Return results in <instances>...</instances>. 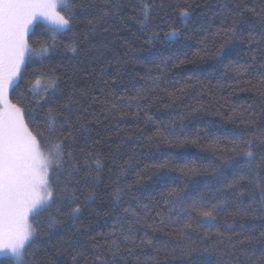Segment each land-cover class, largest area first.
Returning <instances> with one entry per match:
<instances>
[{
    "label": "snow or ice",
    "instance_id": "1",
    "mask_svg": "<svg viewBox=\"0 0 264 264\" xmlns=\"http://www.w3.org/2000/svg\"><path fill=\"white\" fill-rule=\"evenodd\" d=\"M76 8V0H0V258H3L0 264H40L37 256L43 243L42 237L51 236V229L62 223L59 218L64 216L68 221H76L105 193L109 194L111 211L108 215L112 217V224L107 233L99 234L107 247L97 244L96 238H92L93 247L97 248L92 264H118V260L126 259L125 252L128 256H134L138 240L141 245L152 243L147 230L155 232L165 224L179 234L181 239L176 246L182 255L187 256L197 250L184 241L190 240L192 233H198L205 227L216 229L217 233L215 237H211L210 233L205 234L204 245H208L210 238L216 243L210 248L203 247L204 252L210 249L227 252V245L235 247L231 237L227 238V245L224 240V233L235 227V221L220 225V214L232 215L229 207L234 204L236 215L264 220V187L261 188L258 204L253 202L245 206L239 199L242 181L264 169V133L254 131L245 136L231 132L229 134L234 139L230 145L221 148L218 139H213L207 146V150L216 157L208 167L217 177H224L225 173L235 169L231 182L227 184V189L237 193L232 200L215 195L208 197L203 192L193 197L186 191L185 185L162 191L160 200L163 206L160 200L142 204L140 197L135 195L131 198L135 203L128 202L127 206H123L125 196L132 190V185L123 181L126 170L113 160V167L105 172L104 146L98 138L99 134L94 135L92 130L93 121L99 122L95 111L97 104L103 106L101 111L105 114L121 111L115 91H112L120 82V72L117 71L111 84L104 79L105 88L99 89L102 95L108 90L112 99L109 102L107 95L103 100L92 95L93 88L99 87L98 84L74 79L75 71L69 72L62 65L56 68L45 66V61L58 53L61 46L75 54L88 42L90 35L107 31L108 18L120 16L121 3L119 0H106L93 18L79 22ZM138 8V23L147 28L152 17L153 2L139 0ZM247 10L257 17L258 33L251 30L244 35L242 25L246 21L244 11L238 4L235 11L221 13L220 24L212 33L220 42L217 44L213 40L212 50L206 38L210 29L201 28L205 38L199 43L203 47L192 54L193 60L212 58L223 64L230 56L231 45L239 40L240 43L247 42L250 48L256 45L261 67H264V9L259 12L255 8ZM192 12L190 3L180 8L181 27ZM38 17L45 22L47 39L39 46H33L29 42L30 36L34 35L30 25ZM80 23L85 24L83 37L78 35ZM181 35L180 27L169 25L164 38L175 40ZM61 37H67V42ZM159 38V33L154 31L148 37V43ZM257 59L258 56L254 54L253 62ZM189 62L187 58L180 59L174 66ZM231 65L229 61L224 66L231 68ZM29 67H33L34 71L26 76L25 69ZM60 67H64V71L57 74ZM157 68L161 75L150 78L153 87H158L164 78L167 60ZM232 70L238 75L248 73V68L242 66ZM253 86L264 96V75H260ZM151 91V88L144 89L132 98L138 110ZM13 96L15 103L11 99ZM126 107L131 108V101ZM121 115L123 117L126 113L121 112ZM104 119L107 121L106 127L112 123L108 115ZM246 123L251 126L254 121L250 118ZM180 135H183V127ZM149 139L174 143L179 137L175 128L157 125L154 136ZM199 139L197 134L196 139L190 140L185 136L181 142L196 144ZM159 167L163 169L167 164ZM186 171L195 175L199 170L191 168ZM149 179L150 176L138 174L134 183L141 185ZM216 191L226 193L224 187ZM43 212L48 213L47 230L37 219ZM157 218L159 225L155 223ZM149 219L153 223L149 224ZM243 227L241 225V235H244ZM141 231L143 236H138ZM74 232L80 234L81 230L76 228ZM246 240L249 243L264 242V231L259 237L248 235ZM67 251V248H57L55 255ZM78 255L83 253L72 255L73 264H76ZM261 264H264V253Z\"/></svg>",
    "mask_w": 264,
    "mask_h": 264
},
{
    "label": "trees",
    "instance_id": "2",
    "mask_svg": "<svg viewBox=\"0 0 264 264\" xmlns=\"http://www.w3.org/2000/svg\"><path fill=\"white\" fill-rule=\"evenodd\" d=\"M105 2L106 0H76L77 21L93 18ZM119 2L120 16L108 18L107 31L101 30L90 35L88 42L75 54L61 46L58 53L45 61V66L56 68L62 65L69 72L75 71L74 79L92 85L98 84L99 87L93 88L92 95L102 100L107 95L109 102L112 99L108 90L102 95L99 89L105 88L104 79L111 84L117 71L120 72V82L112 91H115L121 111L105 114L101 111L103 106L97 104L95 111L99 122L93 121L92 130L94 135L99 134L98 138L104 146L105 172L113 167V160L126 170L123 181L131 184L132 190L125 196L123 206H127L128 202L135 203L131 199L133 195L140 197L141 203L146 204L150 200H160V193L168 187L181 188L185 185L186 191L193 197L203 192L208 197L215 195L232 200L237 193L227 189V184L231 182L232 171L235 169L225 173L224 177H217L212 168L208 167L209 162L216 160V157L207 150V146L213 139H218L221 148L230 145L234 139L229 134L231 132L245 136L254 131L264 133V96L253 86L259 76L264 75V67H261L256 45L250 48L247 42L240 43L239 40L231 45L230 56L223 64L212 58L193 60L192 54L203 47L199 43L205 38L202 27L210 29L206 37L210 50L213 48V40L217 44L220 42L212 33L220 24L221 13L235 11L238 4L244 11L246 21L242 25L244 35L251 30L258 33L260 28L257 17L247 9L261 11L264 9V0H152V17L147 28L138 23L139 0ZM189 3L193 12L181 27L182 21L178 13L180 8ZM169 25L180 27L182 35L175 40H165L164 33L168 31ZM44 27V22L33 23L31 31L34 35L30 36L29 41L33 46H39L46 41ZM84 31L85 24L80 23L78 35L83 37ZM154 31L159 33L160 38L148 43V37ZM60 39L67 42V37ZM254 54L258 56L256 62L252 60ZM185 58L191 62L174 66L180 59ZM165 60L167 70L164 78L158 87H153L150 78L161 75L157 66ZM229 61L232 62L231 68H225L224 65ZM241 66L248 68L247 74L238 75L232 70ZM64 67H60L57 74L63 72ZM33 71V67L26 68V76ZM149 88L152 89L151 94L140 103L138 110L132 98L138 92ZM11 99L16 102L15 96ZM130 101L129 109L126 105ZM121 112L126 115L122 117ZM105 115L112 120L107 127ZM250 118L254 121L251 126L246 123ZM157 125L175 128L179 139L174 143L150 140ZM181 127L183 135H180ZM197 134L200 139L196 144L181 142L185 136L190 140L196 139ZM216 162L219 163L218 160ZM165 163L167 167L161 169L159 165ZM191 168L199 171L191 175L186 171ZM138 174L150 176L151 179L136 185L134 181L138 179ZM221 187L226 189V193L216 191ZM262 187L264 169L242 181L239 189L242 195L239 199L245 206L253 202L258 204ZM108 200L109 194L105 193L101 200L87 208L76 221H68L61 216L59 219L62 223L51 229V236L42 237L43 243L37 256L40 264H73L72 255L77 253L83 255L77 256L76 264H92L97 252L92 238H96L97 244L107 247L104 238L99 234L107 233L111 228L112 217L108 215L111 211ZM160 203L163 206L162 200ZM235 207L234 204L230 205L229 212L232 215L221 213L219 219L220 225L235 221V227L224 233L225 244L227 245V238L231 237L232 245H235H227V252L202 250L203 247L210 248L216 243L210 238L208 245L203 244L206 233H210L211 237H215L217 233L216 229L205 227L198 233H192L190 240L184 241L197 250L190 255H182L180 248L176 246L181 239L179 234L165 224L159 226L160 230L155 232L148 229L152 243L141 245L138 240L135 255L128 256L125 252L126 259L118 260V264H261L264 242L249 243L246 236L259 237L264 231V220L236 215ZM50 211L55 212L54 209ZM195 215L193 213L194 217ZM47 217V212L37 217L45 230ZM147 222L153 223L151 219ZM155 223L159 225V218ZM241 225L244 226V235L240 234ZM76 228L81 230L80 234L74 232ZM137 235L143 236V231ZM57 248H67L68 251L55 255Z\"/></svg>",
    "mask_w": 264,
    "mask_h": 264
},
{
    "label": "rangeland",
    "instance_id": "3",
    "mask_svg": "<svg viewBox=\"0 0 264 264\" xmlns=\"http://www.w3.org/2000/svg\"><path fill=\"white\" fill-rule=\"evenodd\" d=\"M36 21H38V22H44V21L42 20V18H39V17H38L34 22H36ZM34 22H33V23H34ZM44 23H45V22H44ZM32 25H33V24H32ZM32 25H30V29L32 28Z\"/></svg>",
    "mask_w": 264,
    "mask_h": 264
}]
</instances>
